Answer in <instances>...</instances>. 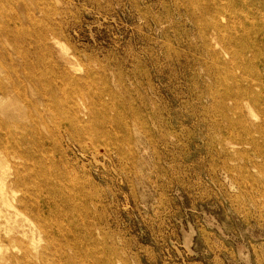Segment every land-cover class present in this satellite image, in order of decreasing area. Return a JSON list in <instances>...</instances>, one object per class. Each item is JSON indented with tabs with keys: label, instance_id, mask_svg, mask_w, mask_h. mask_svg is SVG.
<instances>
[{
	"label": "rangeland",
	"instance_id": "1",
	"mask_svg": "<svg viewBox=\"0 0 264 264\" xmlns=\"http://www.w3.org/2000/svg\"><path fill=\"white\" fill-rule=\"evenodd\" d=\"M31 1L37 9L48 4L33 13L42 21L37 29L57 40L47 41L50 56L84 77L78 90L65 91L85 106V130L67 134L51 122L46 134L54 140L23 147L32 166L45 165L53 194L62 196L55 198L57 217H46L64 234L49 247L50 263L264 264V137L254 132L258 125L264 131V0H197L219 5L217 16L192 9L191 0ZM213 17L223 18L220 31L198 25ZM28 25L9 29L20 34ZM9 38L0 44L13 50ZM214 52L225 65L242 53L245 72L218 67ZM231 73H245L260 96L257 107L249 104L253 116L234 93L248 83L238 86ZM1 76L5 120L32 125L38 92L23 84L27 96L19 99L16 75L4 69ZM55 91L57 106L66 95ZM233 110H242L261 149L246 143L250 136ZM223 113L234 119L232 128ZM0 154L1 178L24 164L5 149ZM8 191L5 200L22 195L20 187ZM0 202L4 213L9 208ZM28 213L17 224L44 237ZM7 247L4 254L18 256Z\"/></svg>",
	"mask_w": 264,
	"mask_h": 264
},
{
	"label": "bare ground",
	"instance_id": "2",
	"mask_svg": "<svg viewBox=\"0 0 264 264\" xmlns=\"http://www.w3.org/2000/svg\"><path fill=\"white\" fill-rule=\"evenodd\" d=\"M190 2V7L192 9L197 8V10H201V14L208 16H217L222 14L221 12L223 11L221 7L216 4H201L200 1L197 0H191ZM47 5V3L44 6L39 4L37 9L31 0H0V42L3 40L2 37L7 35L8 38H11L14 46L13 50H8L0 44V96L7 95V86L1 76L4 69H11L13 74L18 78L17 80L20 85L19 89L18 85L15 86V90L17 92L19 91L17 93L21 96H18L19 99L27 96L23 84L29 87L32 86L39 94L38 100L31 103V105L35 107V112L32 116H29L32 125H26L19 120L7 122L4 118L3 110L0 108V149L7 150L17 160H24L23 165L14 167L15 170L13 173L8 174L4 172L3 176H5V174L7 176L4 178L0 177V201H4L5 205L9 208L4 211V213L0 209V264H51L49 261V247L56 245V236H64L63 230L60 229L57 222L51 224L48 222L50 219H46V217H57L60 211L56 200L58 195L55 196L53 194L57 189L50 184L49 178L43 175L47 169L44 167L45 165L32 166L29 163V161H31L30 155L23 148L24 145L26 146L25 142L34 140L42 145L49 140H54V136L51 137L46 134L51 122L56 125L55 129L59 130L60 127L63 126L67 134H69V132L82 133L85 130V124L82 121V118L86 115L85 106L82 104L79 106L78 102L72 101V96L65 91L67 85L73 86L74 89L77 87L76 90H78L79 81L84 82V77H75L71 75L69 71L60 69L58 66L59 64L50 56L49 48L51 45L47 43V41H49L50 44L56 46L57 40L55 42L54 37H52V39L46 38V34L42 32L43 30L37 29L42 21H38L33 11L39 10V12H42ZM16 6H18V9L15 8ZM194 19L198 22L197 16H194ZM222 19L217 20L213 17L211 22L205 23L207 25H198L202 26V29L207 26L213 30L220 31L222 29ZM23 23L29 25L20 28V34H16L15 31L13 32L9 29L10 25L16 27ZM33 29L36 30L35 34L38 38L37 41H35L33 37ZM3 41L8 42L7 39ZM205 45L208 47L209 43L205 42ZM230 49L233 51L232 44L228 45L225 49L223 52L224 56L228 55L226 52ZM253 55H255V53H253ZM211 56H213L215 60V65L221 68L232 65L238 70L245 72L248 64L246 56L240 52H237L236 60L238 62H234V59L228 65L219 61L217 53L214 52ZM16 60L19 61L17 62ZM39 63H42L44 68L41 69L37 67ZM66 63L70 70H74L75 72L79 70L70 60H67ZM230 78L235 84H238V86H240V81L248 83L246 86H241V89H238V91L234 93L239 98L241 97L246 104L249 105L251 103V106L254 105L257 107L260 102V96L255 93V88L250 85L251 81L245 77V73L241 76L231 73ZM55 88L61 93L65 92L66 95V97L63 96L64 98L62 101H57V106L53 96L56 92ZM98 97L100 100L101 95H98ZM24 101L29 104L27 98H25ZM59 105H62V109L64 107L62 111L64 113L63 120H61V117V119L57 120L56 117L57 113H60V109L58 108ZM251 106L249 105L247 108H249L248 111L250 116L251 114L253 116V113H251ZM222 115L225 118L224 121H227L228 125L232 128L235 123L234 119L226 116L224 113ZM233 116L239 119L238 123L244 129L247 136H250L246 143L255 147V150L261 149L253 136V131L248 122L244 120L242 110L234 111ZM254 132L264 137L262 125H258ZM10 140L12 144H10ZM26 173L29 174V177L28 175L27 177L25 176ZM38 173H42L40 178L38 177ZM9 186H11V189L12 187H20L22 195L19 198H17L16 195L12 196V198H10L12 201L8 199V201L5 200L9 192ZM13 192L18 194L15 189H13ZM41 194L45 196V205H43L42 199L40 198ZM58 197L62 198V196ZM28 211L36 215L35 222L39 230L44 233V237H37L33 233L30 234L28 231H25L23 226L17 224L16 217L24 212L28 213ZM53 228L56 229L54 236L52 235L53 232H51ZM9 245L18 252V256L14 257L8 256L7 253L4 254V251L8 249L7 246Z\"/></svg>",
	"mask_w": 264,
	"mask_h": 264
}]
</instances>
